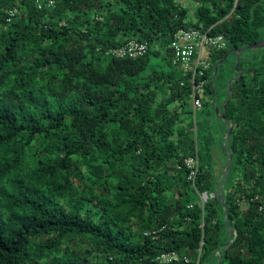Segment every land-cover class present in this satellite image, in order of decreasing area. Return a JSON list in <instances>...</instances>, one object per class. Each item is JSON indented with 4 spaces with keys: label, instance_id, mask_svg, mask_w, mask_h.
Masks as SVG:
<instances>
[{
    "label": "trees",
    "instance_id": "1",
    "mask_svg": "<svg viewBox=\"0 0 264 264\" xmlns=\"http://www.w3.org/2000/svg\"><path fill=\"white\" fill-rule=\"evenodd\" d=\"M48 1L0 0V264H264V0ZM182 27L228 41L199 109ZM129 39L149 51L106 54Z\"/></svg>",
    "mask_w": 264,
    "mask_h": 264
},
{
    "label": "built area",
    "instance_id": "2",
    "mask_svg": "<svg viewBox=\"0 0 264 264\" xmlns=\"http://www.w3.org/2000/svg\"><path fill=\"white\" fill-rule=\"evenodd\" d=\"M48 6L54 5V0L48 1ZM41 6V4H40ZM169 48L173 50L174 61L180 64L184 73L192 72V100L193 107L199 109L203 105L205 87L208 83L204 78L206 70L211 66L210 53L212 49H224L228 47V41L225 35L215 34L210 28L202 27H182L173 36ZM208 48V53L204 55V49ZM150 49L147 41L129 39L125 44L110 48L106 54L115 57H138L142 56ZM187 165L192 169L190 178L195 177L198 169V159L195 156L186 159ZM203 201L207 199L202 194ZM159 229L145 231V235L156 237ZM180 256L176 251L162 252L157 256V261L162 264L172 263L179 259ZM187 259V257L185 258ZM196 264H199L197 261Z\"/></svg>",
    "mask_w": 264,
    "mask_h": 264
},
{
    "label": "water",
    "instance_id": "3",
    "mask_svg": "<svg viewBox=\"0 0 264 264\" xmlns=\"http://www.w3.org/2000/svg\"><path fill=\"white\" fill-rule=\"evenodd\" d=\"M261 47H264V38H263L262 40H260L259 42L255 43V44H248V45H246V48H250V49H257V48H261ZM244 48H245V47H244ZM244 48H243V47H241V48H231V49L225 54V56L220 60V62L217 63V65H216V67H215L216 70L218 69L219 64H220V63H223V62L226 60V58L228 57V55H229L230 53H233L235 56H238L239 53L242 52V51L244 50ZM238 65H239V60H237L236 68H238ZM241 75H242V71H241V73H240L239 76L234 77V78L228 83V94H227L225 100H224L223 103H222L223 111H220V106H219L218 104H216V113H217V114H218V115H219V116L225 121V123H227V124H228V120L226 119V117H225V115H224V111H225V106H226V104H227V101L229 100V98H230V96H231V91H232V90H231V83H232L233 80L239 78ZM214 81H215V77H214V79H213V83H214ZM213 89H214V88H213ZM231 132H232V127L229 126L228 134H227V136L225 137V140H227V139L229 138ZM232 157H233V153L230 152V153H229L228 163H227V165H226V167H225V171H224V173H223V175H222V178H221V179L219 180V182H218V187H217V190H216V192H215V194H214L217 198H220V199H221V201H222L223 204H224V200H223V191H224L223 180H224V178H226V176H227L228 170H229L230 165H231V162H232ZM203 195H204V197H205L206 199H207L208 196H209V194H208L207 192H204ZM212 195H213V194H212ZM225 222H226L227 226L229 227L230 239H229V242H228V246H230V245L232 244V242H233V239H234L236 233H235V231H234V228H233V227H230L229 224H228V215H227V214H226V217H225ZM220 260H221V257L219 258V262H220Z\"/></svg>",
    "mask_w": 264,
    "mask_h": 264
},
{
    "label": "rangeland",
    "instance_id": "4",
    "mask_svg": "<svg viewBox=\"0 0 264 264\" xmlns=\"http://www.w3.org/2000/svg\"><path fill=\"white\" fill-rule=\"evenodd\" d=\"M207 53H208V48L206 47V48L204 49V55L206 56ZM232 55H233V54H230V55H229V57H228L229 59H228V60L234 59V58L232 57ZM228 72H230V65H229V64H225V65L223 66V68H221V69L219 70V72L217 73V77H216L215 85H216V87H217V89H218L219 92H222V91H223V87H224L225 79H226V74H227ZM221 99H222V96L220 97V100H221ZM204 264H210V262L207 261V260H205V261H204Z\"/></svg>",
    "mask_w": 264,
    "mask_h": 264
}]
</instances>
